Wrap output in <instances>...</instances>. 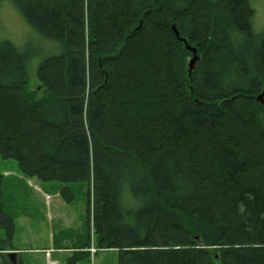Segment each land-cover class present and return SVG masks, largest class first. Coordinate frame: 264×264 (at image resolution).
<instances>
[{
  "label": "trees",
  "instance_id": "16d2710c",
  "mask_svg": "<svg viewBox=\"0 0 264 264\" xmlns=\"http://www.w3.org/2000/svg\"><path fill=\"white\" fill-rule=\"evenodd\" d=\"M5 2L54 53L0 39L1 156L68 203L87 186V225L93 206L117 264H264V29L249 0ZM171 24L197 49L191 76ZM14 232L0 176L1 253Z\"/></svg>",
  "mask_w": 264,
  "mask_h": 264
},
{
  "label": "rangeland",
  "instance_id": "374dc122",
  "mask_svg": "<svg viewBox=\"0 0 264 264\" xmlns=\"http://www.w3.org/2000/svg\"><path fill=\"white\" fill-rule=\"evenodd\" d=\"M255 9L254 18V29L256 32H260L264 28V0H249ZM0 39L8 40L15 44L19 48L25 46H34L36 44H42L46 52L54 53V50L49 49V45L53 47V44L43 39L35 31L32 30L31 26L25 21L19 10L12 5L10 2L1 4L0 7ZM39 59L33 60L37 66ZM29 90L38 89V81L36 75L30 80ZM42 92L39 93L37 98H40ZM24 174L20 171L19 164L17 161L12 159H4L0 154V176H2V201L4 205L5 213L10 215L17 226V237L14 238L11 243H5L7 252H0V264L4 261L13 264L7 256L10 249L26 250L23 251V255L17 262L22 264H50L46 259V254H37L34 250L37 245L29 247L24 245L23 237L26 236L23 227V221L26 216L31 224L35 225V230L40 232L42 236L46 235L49 239L55 236L57 242L61 237L75 240L76 242L85 243L88 253L87 260L81 259L72 263V256L76 253L71 254V258H67L63 264H92L90 261V250L91 248L98 249L97 241L95 238V226L92 222L94 219V209L91 208V226L87 225V201H88V189L84 184H72L70 185L73 194L75 196L74 201L68 203L66 197L62 195L61 190L64 187L58 182H42L38 178H29L23 176ZM22 177V178H21ZM42 185H48V193L41 192L40 187ZM58 193L62 204V214L68 215L73 214L71 220L68 222L66 218L63 220H57L55 211H51L50 207L44 203L46 201V195H53ZM44 198V199H42ZM91 202L93 203L92 188L90 191ZM123 198L132 204H136L132 194L128 188L124 190ZM55 199V198H53ZM127 202H125L126 204ZM51 214H54V221H52ZM73 220H76V224L73 225ZM95 231V232H94ZM15 234V233H14ZM19 237V238H18ZM18 238V240H17ZM0 239H4L2 233H0ZM95 239V240H93ZM46 247V242L42 243ZM76 245V244H74ZM24 248V249H22ZM31 248L33 251L31 252ZM13 249V250H14ZM44 249V248H43ZM103 251H96V258L94 264H117V256L114 253H105ZM6 254V255H5ZM104 255L107 256L106 261L102 262L99 258ZM89 259V260H88ZM99 260V262H98Z\"/></svg>",
  "mask_w": 264,
  "mask_h": 264
},
{
  "label": "crops",
  "instance_id": "0c3cea01",
  "mask_svg": "<svg viewBox=\"0 0 264 264\" xmlns=\"http://www.w3.org/2000/svg\"><path fill=\"white\" fill-rule=\"evenodd\" d=\"M25 176V175H23ZM22 178V177H21ZM50 187H48V185H42V187H40V191L41 192H46L48 193ZM55 198V199H53ZM44 199V198H42ZM46 204V206L50 207L51 211H55L56 212V216H57V220H63L64 218H66L68 220V222L71 220L73 214H68L67 216L62 214V204L64 203L63 201H61L60 196L58 193H54L53 195H46V201L44 202ZM52 218V221H54V214L50 215ZM15 221V220H14ZM22 223H23V227H24V231L26 233V236L23 237V243L26 247V245H29V247H33L34 245H37L35 247V252L37 254H46V259L49 261L50 264H63L64 261L67 258H71V254L72 253H76V256L78 255L77 259L81 260H87L88 258V253L86 251L87 247L85 246V243H80V241L76 242L75 240H71L68 238H64L61 237L62 234H59L60 238L58 239V241H55V236H53V238L49 239L46 235L42 236L40 234V232H37L35 230V225L31 224V222L28 220L27 216L22 219ZM76 224V220H73V225ZM17 226L18 224L15 222V234H14V238L17 237ZM19 238V237H18ZM17 238V240H18ZM46 242V249L45 246L42 243ZM76 244V245H74ZM44 248V249H43ZM12 247L9 251L10 252H16L18 254L17 259L19 260L20 258H22L21 256L23 255V251L26 250H21V248L19 249H14ZM24 249V248H22ZM31 252L33 251V248H31ZM105 253L107 252H111L114 253L115 251H104ZM103 253V252H102ZM107 253V254H109ZM22 254V255H21ZM115 254H117L115 252ZM117 256V255H116ZM73 257V256H72ZM107 256L102 255L99 260L102 262L106 261ZM98 260V262H99Z\"/></svg>",
  "mask_w": 264,
  "mask_h": 264
},
{
  "label": "water",
  "instance_id": "95a60500",
  "mask_svg": "<svg viewBox=\"0 0 264 264\" xmlns=\"http://www.w3.org/2000/svg\"><path fill=\"white\" fill-rule=\"evenodd\" d=\"M173 32L175 33L176 37L185 44V48L186 50L190 51L193 53L192 57L189 60V75L191 76V73L193 72V70L196 67V64L198 63V61L200 60L198 54H197V49H195L194 47H192L188 41L184 38L180 37V33L177 29V26L175 24H173L171 26ZM258 101L264 105V92L258 97ZM263 120H264V114H263ZM197 239H199V237H197ZM17 253H8L7 257L9 258V260L13 263V264H17Z\"/></svg>",
  "mask_w": 264,
  "mask_h": 264
},
{
  "label": "built area",
  "instance_id": "2783aa9c",
  "mask_svg": "<svg viewBox=\"0 0 264 264\" xmlns=\"http://www.w3.org/2000/svg\"><path fill=\"white\" fill-rule=\"evenodd\" d=\"M93 240H94V239H93ZM96 251H97V250H96L94 247L90 249L93 264H94V255H95Z\"/></svg>",
  "mask_w": 264,
  "mask_h": 264
},
{
  "label": "bare ground",
  "instance_id": "6f19581e",
  "mask_svg": "<svg viewBox=\"0 0 264 264\" xmlns=\"http://www.w3.org/2000/svg\"><path fill=\"white\" fill-rule=\"evenodd\" d=\"M250 2V1H249ZM250 5H251V7L253 8V6H252V4L250 3ZM254 9V8H253ZM254 11H255V9H254ZM256 13V12H255ZM254 18H255V15H254ZM173 24H171V26H172ZM176 25V24H175ZM142 26V22L140 23V27ZM264 29V28H263ZM263 92H261L259 95H258V97L262 94ZM258 97H257V101H258ZM259 102V101H258ZM263 105V104H262ZM264 106V105H263Z\"/></svg>",
  "mask_w": 264,
  "mask_h": 264
}]
</instances>
